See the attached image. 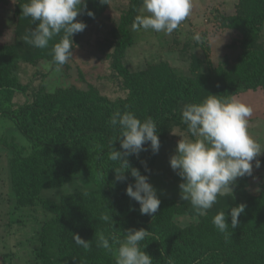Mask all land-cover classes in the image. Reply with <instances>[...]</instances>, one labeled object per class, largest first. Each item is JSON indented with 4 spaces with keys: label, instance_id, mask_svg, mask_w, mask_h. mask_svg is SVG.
<instances>
[{
    "label": "trees",
    "instance_id": "1",
    "mask_svg": "<svg viewBox=\"0 0 264 264\" xmlns=\"http://www.w3.org/2000/svg\"><path fill=\"white\" fill-rule=\"evenodd\" d=\"M27 2L0 0V7L12 8L16 23L11 41L3 43L6 36L0 35V119L14 123L25 138L21 140L10 133L0 135L11 192L0 195V220L8 231L18 209L38 208L50 215L35 235V264H115L111 254L96 246L95 234L115 233L123 240L130 228L148 231L140 247L152 256L153 264H166L169 258L175 264H264V173L238 178L232 185V195L218 197L204 215H197L191 204L180 197L158 196L160 208L149 216L142 215L140 204L126 193L127 186L135 184L130 170L125 173L126 180L116 181L113 167L118 164L108 159L113 147L123 151L120 140H114L118 131L109 124L116 111L132 112L141 120L151 117L157 125L161 147L165 140L174 139L176 131L185 139H194L181 119L186 104L199 103L209 95L229 99L260 91L264 96V0H226L224 10H217L211 22L230 41L216 64L191 51L205 42L198 43L190 37L181 50L188 65L178 67L155 57L146 67L135 70L125 59L139 44L143 29H134L133 22L137 15L148 13L143 0H128L121 21L106 39L105 52L109 50L112 58L110 65L118 87L114 96L103 94L94 85L86 89L76 85L51 89L46 83L24 82L19 72L23 65H31L39 72L37 67L42 63L57 69L50 53L60 39L54 38L45 49L23 42V37L36 27L30 18L22 16L21 6ZM109 4L87 0V9L76 20L87 25ZM87 10L94 16L87 15ZM80 35L81 32L73 35V46ZM158 35L161 52L165 42L163 33ZM145 148L128 160L151 183L159 151L153 153L150 142ZM257 159L264 168V154ZM72 183L76 185L73 189L69 187ZM54 189L65 192L54 198L47 194ZM241 203L246 205L245 211L236 229L229 226L226 240L212 219L225 210L230 224L231 208ZM102 214L113 219L106 223L100 220ZM73 233L91 240V249L85 251L77 246ZM12 254L1 252L0 258L5 262Z\"/></svg>",
    "mask_w": 264,
    "mask_h": 264
},
{
    "label": "clouds",
    "instance_id": "2",
    "mask_svg": "<svg viewBox=\"0 0 264 264\" xmlns=\"http://www.w3.org/2000/svg\"><path fill=\"white\" fill-rule=\"evenodd\" d=\"M100 3L109 4V0H100ZM21 7L22 16L30 18L36 25L23 37L24 43L45 49L50 41L60 37L52 45L50 53L59 70V66L65 65L73 57V35L86 28V24L76 20V17L87 9V0H28ZM143 8L148 14L135 17L134 29L171 34L190 15L192 3L191 0H143ZM87 15L94 16V13L87 10ZM193 39L199 43L203 37L197 32ZM252 115L253 109L239 99H221L216 95H209L199 103H189L182 108V122L194 139L182 137L179 140L175 154L170 157V166L182 178L179 184L181 200L189 202L197 215H204L217 203L218 197L231 196L232 185L238 178L252 175L253 161L256 168L261 166L257 157L264 154V148L248 132ZM109 124L118 131L114 140L119 139L123 149L120 151L113 147L108 155L109 160L118 164L113 167L115 179L126 180L125 173L130 170L135 184H129L126 193L140 204L142 215L152 216L159 210L161 201L148 177L132 167L128 157L133 154L139 156L142 150H147L145 144L148 142L153 153L159 151L157 125L151 117L141 120L127 111L114 112ZM245 207L241 203L231 208L230 224L227 222L229 214L225 210L213 217L212 224L225 235L226 240L230 235L229 226L232 230L236 229ZM112 219L108 214L100 216V220L106 223ZM147 236L148 231L144 228H130L124 233L123 240L115 233L105 235L104 232L96 233L95 240L98 248L114 257L115 264H153L152 256L140 247V242ZM73 240L85 251L91 249V240H85L75 233ZM166 264L175 262L169 258Z\"/></svg>",
    "mask_w": 264,
    "mask_h": 264
},
{
    "label": "rangeland",
    "instance_id": "3",
    "mask_svg": "<svg viewBox=\"0 0 264 264\" xmlns=\"http://www.w3.org/2000/svg\"><path fill=\"white\" fill-rule=\"evenodd\" d=\"M224 1L226 0H191L190 15L181 22L178 29L171 34L162 32L165 46L162 47L161 52H158L160 49L158 33L153 30L152 32L141 30V40L136 47L130 50L125 59L126 64L133 70L144 68L153 58L157 57L158 59L164 58L175 66L184 67L188 65V62L183 60L181 50L188 42L187 39L194 37L197 32L201 33L202 42H205V45L199 44L191 51L197 52L201 56L204 55V57L207 56L216 64L224 54L221 51L225 44L230 41L229 36L222 33L218 25L211 22L215 19L214 15L217 10L219 11L225 5ZM127 5L128 0H111L108 9L87 24L81 32L79 40L74 43L72 48L73 57L66 66L55 70L51 68L50 64L42 63L37 67L39 72L31 65H23L19 70L21 78L24 82L29 80L31 84L32 81L37 85L46 83L51 89L68 85L86 89L90 85H94L103 94L114 96V90H118V87L110 65L112 58L108 55L109 50L105 52L106 44H108L106 39L110 35L111 29L121 21L122 10ZM227 9H230V5ZM15 26L12 8L0 7V35L6 36L3 43L12 40ZM175 40L179 42L177 43ZM237 99L253 109V115L248 122V132L264 148V96L260 91L256 93L244 92ZM2 133L15 134L19 139H25L18 133L14 123L8 119H0V135ZM174 135H176L174 139H167L162 143L154 165L151 184L156 189L157 196L180 197L179 184L182 178L171 168L170 157L175 154L176 146L184 136L177 131ZM7 161V156L3 150H0V195L11 193ZM252 173L258 175L264 173L262 164L256 168L255 161H253ZM73 185L74 183L69 187L73 189L76 186ZM64 192L65 189H54L47 191V194L59 198ZM15 213L14 219H10L13 221L8 230L9 233L6 231L7 228L2 226L0 220V254L6 251H11L14 254L6 258V263L0 258V264H35L32 250L36 244L35 235L40 229L42 221L50 215L42 209L28 207L18 209Z\"/></svg>",
    "mask_w": 264,
    "mask_h": 264
},
{
    "label": "water",
    "instance_id": "4",
    "mask_svg": "<svg viewBox=\"0 0 264 264\" xmlns=\"http://www.w3.org/2000/svg\"><path fill=\"white\" fill-rule=\"evenodd\" d=\"M233 190H234V186H232V192H233Z\"/></svg>",
    "mask_w": 264,
    "mask_h": 264
}]
</instances>
